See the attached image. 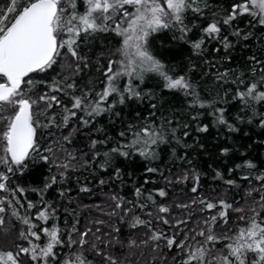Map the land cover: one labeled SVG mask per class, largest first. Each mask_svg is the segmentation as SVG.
I'll list each match as a JSON object with an SVG mask.
<instances>
[{
  "label": "snow or ice",
  "instance_id": "1",
  "mask_svg": "<svg viewBox=\"0 0 264 264\" xmlns=\"http://www.w3.org/2000/svg\"><path fill=\"white\" fill-rule=\"evenodd\" d=\"M258 26L264 0H0V264H140L145 253L150 264H264ZM230 37L256 38L260 54L234 67ZM210 125L226 132L223 167L208 166L221 191L204 190L207 173L187 151L205 149ZM241 133L253 143H228ZM168 155L189 167L164 187L114 194L108 219L95 221L104 227L80 226L64 187L74 173L120 159L163 176L152 164ZM189 183L192 195L168 199V187Z\"/></svg>",
  "mask_w": 264,
  "mask_h": 264
},
{
  "label": "trees",
  "instance_id": "2",
  "mask_svg": "<svg viewBox=\"0 0 264 264\" xmlns=\"http://www.w3.org/2000/svg\"><path fill=\"white\" fill-rule=\"evenodd\" d=\"M211 2L215 4H222L224 7H227L231 0H211ZM247 18H241L239 21V26L241 28L246 27ZM257 36L264 34V29L261 27H257L255 29ZM165 43L167 44L171 37L164 36L162 37ZM230 39H233L230 37ZM235 43V40H234ZM219 45H212L209 47V52L212 55H216L212 52V48ZM90 47L93 50H99L102 45L100 41H95L90 44ZM260 44L257 42L256 38H251L247 41L241 40L238 43H235V47L231 49V55L233 57V66H237L244 62L245 58L252 53L260 54ZM222 55V53H221ZM210 58V57H209ZM201 65V70H207V66L204 65L203 61H198ZM224 66H227L226 61H221ZM93 79L99 77L100 73L96 72L93 69L92 72ZM104 122V121H102ZM205 123L210 122V117H205ZM257 132L259 129L256 130ZM251 134V133H250ZM197 135L195 131H193L192 136ZM201 136L200 143L205 144V149L199 150H187L190 154V158L193 160V165L197 167L199 171L207 173L206 176L202 177V184L204 186V190L208 191L210 188L215 187L217 191H221V186L219 182L213 181L212 176V168L208 167L212 165V167H223L222 161L220 160L218 153V144L225 143L226 132L221 130L219 134L217 130L210 125V129L208 133H200ZM188 139L189 143H192V137L190 136ZM235 142L238 147L242 145L252 144L253 142L243 134H236L232 140H229L228 143L231 144ZM78 145L81 148H84V141L79 140ZM86 151V149H84ZM244 149L241 148V151ZM182 153L183 150H179ZM253 156L261 155L264 156V149H257L252 152ZM148 166L147 161L136 160L133 162H123L120 159L115 161V164L112 167H109L107 171L103 169H98L96 171H85L84 169H80L78 172L74 173L72 178L64 185L65 188H70L71 192L69 195L73 198V203L70 207L75 208L79 213V219L81 222L80 226H84L87 224L89 227H104L101 225H96L95 221L98 219L107 220V212L111 210V205L113 204L112 196L114 194L119 193L122 196H126L128 198L132 197L134 186L144 185L146 190H151L154 187H164L166 181L164 177H172L173 174H177L181 168L189 167L187 164H184L181 161H174L170 155L163 156L160 160L155 161L152 166H158L163 171V176L159 173L149 174L144 172V167ZM114 167H120L123 170V183L120 180L116 179L114 176ZM169 169L171 172H169ZM45 172L47 169L44 170ZM145 176L150 177L155 180V183L149 182L148 184H144ZM79 178V182L77 181ZM100 179H104L106 181L105 184L101 185L99 183ZM87 184L90 188L89 192H80L79 188L81 185ZM191 184H173L171 187H168L166 190L169 192V200H174L176 202L184 201L187 195H192L190 193ZM231 195V194H230ZM65 204L67 201L65 200ZM86 206V207H85ZM175 211V207L173 206ZM115 220V217H112ZM127 231V229H125ZM167 254V250H165ZM140 264H144L145 261H148L150 264L151 257L147 253H145L144 257L138 258ZM167 264H171L170 261Z\"/></svg>",
  "mask_w": 264,
  "mask_h": 264
}]
</instances>
